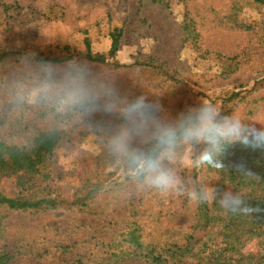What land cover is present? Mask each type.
I'll list each match as a JSON object with an SVG mask.
<instances>
[{"label":"rangeland","instance_id":"1","mask_svg":"<svg viewBox=\"0 0 264 264\" xmlns=\"http://www.w3.org/2000/svg\"><path fill=\"white\" fill-rule=\"evenodd\" d=\"M0 1L11 7L7 13L0 7V53H13L0 64V137L16 132L20 141L17 130L23 136L33 129L64 132L47 167L51 177L19 194L36 202L53 199L57 209L6 210L1 242L14 254L9 264H67L60 261L67 245L95 253L100 228H83L84 218L105 217L114 202L124 196L137 201L139 192L144 196L140 211L151 217L144 225L146 237L179 239L192 215L189 207H178L176 187L144 189L147 183L135 182L138 175L113 141L124 136L129 150L146 152L148 143L170 129L178 136L163 165L197 167L201 142L185 141L183 130L197 126L202 114L213 122L234 107L237 121L246 109V102L238 104L241 98L264 94V5L251 0ZM190 21L195 38L185 40L181 28ZM137 101L142 105L129 112ZM253 123L249 134L264 138V112ZM195 173L211 195L198 167ZM91 186L100 188L94 202L81 209L70 205L75 193ZM17 194L14 179L0 180L2 199ZM125 207L114 212L116 223L123 221Z\"/></svg>","mask_w":264,"mask_h":264},{"label":"trees","instance_id":"2","mask_svg":"<svg viewBox=\"0 0 264 264\" xmlns=\"http://www.w3.org/2000/svg\"><path fill=\"white\" fill-rule=\"evenodd\" d=\"M149 1L166 5L164 0ZM251 1L264 5V0ZM0 7L5 13L11 8L1 1ZM181 29L185 40L195 38L191 21L184 22ZM10 55L13 53L1 52L0 64ZM114 67L126 68L120 64H114ZM243 101L246 102V109L242 110L237 121L234 119L237 107L222 112L213 121V124L233 128L237 133L235 141L224 140L220 144L213 157L214 163H199L200 155L209 147L207 142H201L197 147V167L202 173L201 179L213 189L211 195L207 193L204 183L197 179L196 166L181 170L178 164H164L165 168L175 172L179 180L176 185L178 207H189L192 215L190 225L179 239L150 240L146 237L144 225L146 219L151 217L140 211L144 196L139 192L137 201L124 196L122 200L114 202L115 208L105 217H85L84 220L88 221L82 224L83 228H100L96 233L100 241L95 245L97 251L83 254L74 249L75 245H67L60 248L61 263L111 264L138 260L142 264H264V138L249 134L256 117L264 112V94L246 96L238 104ZM17 131L22 135L20 141L15 139L16 132L0 137V180L14 179L18 192V196L11 201L0 197V208H4L0 210V264H9L14 257L11 251H7L8 246L1 242L6 210L26 212L57 209L53 199L36 202L35 198L25 199L19 194L32 192L36 184L51 177L47 167L64 132L56 128L33 129L23 136L21 130ZM153 143H159V139L148 143L145 153L157 152L158 146L150 147ZM219 160H223L222 166ZM125 181H129L128 176ZM135 182L143 185V176L138 175ZM147 185L144 184V189ZM99 192V186H91L84 194L75 193L76 198L70 205L78 209L86 208L96 200ZM228 194L238 197L241 203L238 206L222 204ZM122 205L126 206L123 221L116 223L113 214ZM161 214L155 212L156 217L161 218ZM102 231L107 233L102 235ZM72 249L74 251L70 252Z\"/></svg>","mask_w":264,"mask_h":264},{"label":"clouds","instance_id":"3","mask_svg":"<svg viewBox=\"0 0 264 264\" xmlns=\"http://www.w3.org/2000/svg\"><path fill=\"white\" fill-rule=\"evenodd\" d=\"M142 101L133 103L129 112L136 111ZM182 135L187 142L195 140L197 142H207L209 147L200 155L199 163H214V154L218 151L220 144L224 140L235 141L236 130L229 127H222L213 124L212 117L201 115L199 123L192 128L183 130ZM176 134L170 129H165L159 136L157 152L149 154L141 151H131L126 143V137H118L113 141L114 150L124 156L126 164L129 166L133 175H141L144 181L152 187L161 191L174 189L179 183L175 175L164 167L163 161L172 156L171 146L176 140ZM221 156V155H220ZM219 156V157H220ZM219 165H223V160H219ZM194 195V194H193ZM241 201L238 197L226 195L222 204L239 205Z\"/></svg>","mask_w":264,"mask_h":264}]
</instances>
